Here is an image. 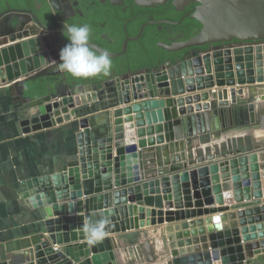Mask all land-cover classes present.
<instances>
[{
  "label": "water",
  "instance_id": "1",
  "mask_svg": "<svg viewBox=\"0 0 264 264\" xmlns=\"http://www.w3.org/2000/svg\"><path fill=\"white\" fill-rule=\"evenodd\" d=\"M167 1L133 0L140 7ZM169 1L177 11L194 5L178 20L142 23L136 35L124 37L119 51L109 53L123 54L149 23L179 24L189 16L200 24L192 36L157 43L168 51L186 49L185 55L157 67L119 73L97 85L65 83L58 64L65 41L54 33L62 26L44 25L31 9L0 12V21L9 15L17 18L13 29L0 37V45L6 44L0 47V86L10 84L21 102L30 104L19 120L21 131L69 121L76 142L71 161L55 172L21 182V196L38 211L40 231L28 259L17 264H119L114 249L121 247L120 240L126 232L144 227L159 232L165 264H251L264 258V145L205 161L188 159L185 165L178 156L184 142L188 145L201 133L264 128V93L246 98L243 88L233 87L240 82L224 80L217 67L224 56L231 69V48L252 52L254 46L264 51V0ZM20 15L31 21L22 30ZM219 50L225 54L212 61ZM239 51L233 50L234 62L240 59ZM46 74H59L66 88L58 83L43 96L23 95L27 80ZM225 85L231 88H213ZM103 95L110 99V109L103 123H97L88 114ZM159 145L171 152L167 168L159 167L145 178L129 175L127 182L113 184V166L124 151L142 159L143 151ZM137 165L140 172L143 165ZM89 218H107L106 235H117L116 243L105 236L89 245L82 227Z\"/></svg>",
  "mask_w": 264,
  "mask_h": 264
},
{
  "label": "crops",
  "instance_id": "2",
  "mask_svg": "<svg viewBox=\"0 0 264 264\" xmlns=\"http://www.w3.org/2000/svg\"><path fill=\"white\" fill-rule=\"evenodd\" d=\"M13 18L14 15H9L0 21V37L3 33L13 29ZM18 19L19 30L31 24L25 15H20ZM3 46L6 44L0 45V47ZM252 48L251 54L255 53L254 46ZM234 49H240L237 54L241 56L249 53V51L244 50V47L231 48L230 62L235 66ZM218 52L220 54L215 55L216 57L212 56V61L225 54L224 50ZM215 66V62H213L212 68L215 69ZM223 70L222 72L225 73L226 70ZM215 73L216 70L213 71V76ZM9 85L0 86V262L17 264L28 259L29 248L38 241L37 236L40 231L38 211L27 204L21 196L24 190L21 182L55 172L66 162L71 161L72 156L76 153V142L74 130L69 121L34 131L22 132L19 120L24 117L26 107L30 104L21 102L15 89ZM233 87L238 88L240 85L235 84ZM213 88L230 89L231 86H214ZM241 88H243L246 98H249V93L250 95L264 93V80L252 87L241 86ZM109 97L113 98V94L111 93ZM261 103H256L257 107H260ZM93 108L95 111L89 113L88 116L94 117L97 123H103L104 115L110 109V99L103 95L102 99L94 102ZM252 128H254L255 136L264 137L263 127L255 126ZM166 144L168 143L166 142ZM170 153V150L164 145L146 149L143 151L142 159L132 158V153L129 155L128 151H124L118 162L114 163L113 184L127 182L130 178L129 175L132 178H138L141 174L145 178L151 176L150 174L158 170L159 167L167 168L164 165L169 159ZM137 164L143 165L140 172ZM134 171L137 172L136 175ZM153 228L144 227L126 232L129 235L120 240L121 247L116 246L114 249L119 264H135L138 259L142 260L149 257L148 246L145 245V242L149 245L150 256L156 255L162 250L158 238L160 234L159 232L154 234ZM147 233L157 236L158 239L154 238V241H147L150 239ZM106 236H111L116 243L115 237L117 235L109 234ZM55 246L53 245V247ZM166 258L167 256L163 257L164 260ZM213 259L217 260V257Z\"/></svg>",
  "mask_w": 264,
  "mask_h": 264
},
{
  "label": "trees",
  "instance_id": "3",
  "mask_svg": "<svg viewBox=\"0 0 264 264\" xmlns=\"http://www.w3.org/2000/svg\"><path fill=\"white\" fill-rule=\"evenodd\" d=\"M189 7L190 6H187L186 8ZM6 8H29L44 25L51 26L55 22V15L53 14L51 5L47 0H0V12ZM185 9L182 11L175 10L170 1L165 5H160L158 7H140L133 4L131 8H128L125 11L116 8L115 25L118 27V37L116 41L111 44L106 43L103 45L106 41L99 38L97 42H101L102 46L109 52L119 51L124 36L121 27L126 17H131V20L126 26V33L133 36L137 33L139 26L143 22L150 19L178 20L184 13ZM100 11H103V9ZM16 21L17 18L14 16L12 23L14 24ZM199 27V22L189 16H186L179 24L149 23L144 27L143 32L138 39L128 42L127 49L123 54L117 57H111L113 61L111 74L107 77L98 76L95 78L104 80L125 71L156 67L166 59H180L185 55L186 49L168 51L157 45V43L164 42L170 44L172 41L184 40L192 36ZM95 28L99 29L97 26H95ZM65 77L71 84L87 82V79H75L67 73H65ZM61 79L62 78L59 74L39 75L31 78L24 83L23 95L30 98L43 96L52 92L54 86Z\"/></svg>",
  "mask_w": 264,
  "mask_h": 264
},
{
  "label": "rangeland",
  "instance_id": "4",
  "mask_svg": "<svg viewBox=\"0 0 264 264\" xmlns=\"http://www.w3.org/2000/svg\"><path fill=\"white\" fill-rule=\"evenodd\" d=\"M254 51L255 53L253 54H251V52H247L244 55L242 54V56L240 54L238 55L240 59L239 61L237 60L235 62V66H238L237 69H235V66L232 65L231 62L229 63L232 65L231 69L226 68L227 63L225 62V57H220L222 59H218V61L220 60V63L218 62L217 67L219 72H222L221 70H223V68L226 69V72L223 73L224 80L233 78L235 82H240L239 84L236 83L237 85H240V87H252L256 85V83L262 82L263 80L259 81L258 79H260L261 76L264 78V58L262 56L264 51L258 52L255 50V47ZM248 55L250 57H248ZM257 55H260L259 59L256 58ZM235 56L236 55H234L233 58H235ZM259 62L260 65L258 64ZM248 97L252 98L254 95H250L249 93ZM254 134V128L245 129V127L238 128L237 130L231 129L213 135L207 133L198 134L193 139H191L188 145H182L183 149L178 152V156L180 157L179 162L182 163V165H185L187 164L188 159L193 161H205L220 156H228L230 153L246 151L250 148H254L257 145H264V137L255 136ZM165 164L170 165V160H168V162ZM149 233H147V236L150 239H147V241H154V238L158 239L157 236L155 237L153 234L150 235ZM125 235V237H127L129 233H126ZM145 244H147V242H145ZM160 252H158L156 255L149 256L150 258L146 257V259H138L135 261V264H165L163 255ZM251 264H264V258L261 259L257 257L251 262Z\"/></svg>",
  "mask_w": 264,
  "mask_h": 264
},
{
  "label": "clouds",
  "instance_id": "5",
  "mask_svg": "<svg viewBox=\"0 0 264 264\" xmlns=\"http://www.w3.org/2000/svg\"><path fill=\"white\" fill-rule=\"evenodd\" d=\"M66 43L59 51V70L75 79H88L111 74L113 61L109 51L91 47L92 28L88 23L64 24ZM107 218H89L83 224V235L89 245L95 246L106 236Z\"/></svg>",
  "mask_w": 264,
  "mask_h": 264
},
{
  "label": "flooded vegetation",
  "instance_id": "6",
  "mask_svg": "<svg viewBox=\"0 0 264 264\" xmlns=\"http://www.w3.org/2000/svg\"><path fill=\"white\" fill-rule=\"evenodd\" d=\"M47 1L50 3L51 10H52L53 14L55 15V22L51 26L60 25V26L64 27V24L88 23L91 25V28H92V36H91L90 42L100 46L104 50H106V48H104L102 46L101 42H97L99 38L106 41L104 43L102 42L104 45L106 43H109V44L113 43L114 41H116V39L118 37V35H117V28L118 27L115 25V22H116V20H115V17H116L115 9L118 8L121 11H125L126 9L131 8L132 5L134 4L133 0H47ZM96 2H98V3H96ZM162 5H165V4H162ZM193 5L194 4L188 5V6H190L189 8L185 7L186 8V9L184 8L185 11L192 8ZM155 6L158 7L160 5H155ZM26 9H29V8H26ZM101 9H103V11H100ZM27 18H28V16H27ZM123 18H125V17H123ZM130 20H131V17H126L124 23L122 24L121 30L124 34L122 40L124 39V37L126 35H128L126 33V26ZM150 20H147V21H150ZM156 20H158V19H156ZM95 26H97L99 29H96ZM62 30H63L62 28H58L56 30V32H54V33H55V35H58L59 37H61L65 41V44H66L67 43V39L65 37L66 33L64 34L65 35L64 36ZM47 36L49 38H53L54 34L48 33ZM178 41H180V40H178ZM172 42H174V41H172ZM121 43H122V41H121ZM166 60H164V61H166ZM114 76H116V75H114ZM114 76H111L109 78H112ZM109 78H106V79H109ZM106 79H104V80H106ZM102 81L103 80H99L98 78H88L87 82H83V84H91V85L96 84L97 85V84H100ZM58 83L62 85L63 89L66 88L65 85L63 84L64 82L62 80H60ZM65 83L71 84L67 80L65 81ZM79 84H81V83L72 84V85L77 86Z\"/></svg>",
  "mask_w": 264,
  "mask_h": 264
},
{
  "label": "bare ground",
  "instance_id": "7",
  "mask_svg": "<svg viewBox=\"0 0 264 264\" xmlns=\"http://www.w3.org/2000/svg\"><path fill=\"white\" fill-rule=\"evenodd\" d=\"M179 210V209H178ZM181 210V209H180ZM173 211V210H172ZM190 211V210H189ZM189 211L187 210V211H185V212H187V213H189Z\"/></svg>",
  "mask_w": 264,
  "mask_h": 264
}]
</instances>
